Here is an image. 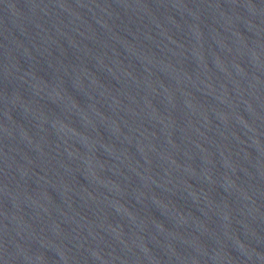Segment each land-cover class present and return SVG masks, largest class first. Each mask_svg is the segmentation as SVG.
I'll list each match as a JSON object with an SVG mask.
<instances>
[{"label": "water", "instance_id": "1", "mask_svg": "<svg viewBox=\"0 0 264 264\" xmlns=\"http://www.w3.org/2000/svg\"><path fill=\"white\" fill-rule=\"evenodd\" d=\"M0 264H264V0H0Z\"/></svg>", "mask_w": 264, "mask_h": 264}]
</instances>
